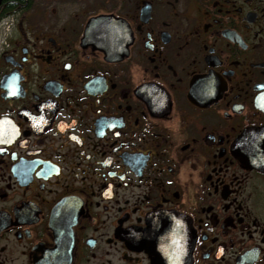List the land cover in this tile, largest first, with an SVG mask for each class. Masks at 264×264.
<instances>
[{
	"label": "flooded vegetation",
	"instance_id": "obj_1",
	"mask_svg": "<svg viewBox=\"0 0 264 264\" xmlns=\"http://www.w3.org/2000/svg\"><path fill=\"white\" fill-rule=\"evenodd\" d=\"M60 4L0 0V264H264V0Z\"/></svg>",
	"mask_w": 264,
	"mask_h": 264
},
{
	"label": "rangeland",
	"instance_id": "obj_2",
	"mask_svg": "<svg viewBox=\"0 0 264 264\" xmlns=\"http://www.w3.org/2000/svg\"><path fill=\"white\" fill-rule=\"evenodd\" d=\"M60 7L64 11L61 16H91L104 12L105 0H61Z\"/></svg>",
	"mask_w": 264,
	"mask_h": 264
},
{
	"label": "water",
	"instance_id": "obj_3",
	"mask_svg": "<svg viewBox=\"0 0 264 264\" xmlns=\"http://www.w3.org/2000/svg\"><path fill=\"white\" fill-rule=\"evenodd\" d=\"M99 16H105V15H99ZM104 17H97L94 19H91V21L88 23L86 29H85V37H89V36H95L96 38H102L103 37V33L102 30L104 27ZM98 32L97 34L93 35L94 33ZM101 45L103 46V43H101Z\"/></svg>",
	"mask_w": 264,
	"mask_h": 264
}]
</instances>
